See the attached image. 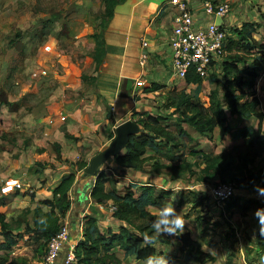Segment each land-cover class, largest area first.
I'll list each match as a JSON object with an SVG mask.
<instances>
[{
  "label": "rangeland",
  "instance_id": "1",
  "mask_svg": "<svg viewBox=\"0 0 264 264\" xmlns=\"http://www.w3.org/2000/svg\"><path fill=\"white\" fill-rule=\"evenodd\" d=\"M122 1L0 0V205L5 208L4 211H0V216L6 217V222L16 229L12 234L14 237L12 247L8 250L0 248V264H40L46 253L48 241L46 237L40 236L41 233L36 234L33 231L34 215L30 206L22 204L25 207H19L22 197L18 196L21 194L16 184L17 181H25L22 178L26 179L25 182L36 179L37 172H43L45 167L53 165L51 162L37 160L38 152L47 149L58 154L65 152L69 156L68 164L73 161V156L82 153L75 145L76 140L63 138L64 126L67 124L63 116L90 99L89 96L95 89V79L99 76V71L95 70L96 59H102L103 62L106 59L109 34L117 29L114 20L115 10ZM261 1L235 0L229 3L231 8L229 16L232 17V23L227 26L229 36L236 32L235 27H241L245 22H254L257 30L255 38L258 43L264 44V0L263 3ZM237 52L250 60L254 59L238 47L229 51L227 56ZM221 62L219 61L209 76L195 87L174 80L170 90H165V93L151 104L154 109L142 111V114L146 112L155 114L158 111L163 123L168 124L178 134L180 129L174 124L176 116H169L172 111L167 109L168 96L172 94L173 97L185 92L207 103L211 91L215 89L222 91L225 75ZM246 90L248 91L247 88ZM255 94L260 99L259 109L264 113V72L257 79ZM233 123L235 127H239L241 121ZM245 125L260 127L264 141V119L260 123L252 121ZM228 140L232 142V139ZM177 141L184 144L182 150L177 152L179 156L184 154L185 158L195 160L197 164L203 160L200 155L190 156L191 149L194 148L190 143L195 144L194 142H189L185 136L178 137ZM237 146L231 145L221 151L232 150ZM163 152L161 149L156 155L153 152L148 154L155 155L159 160L158 163L161 165L159 171L168 180H174L171 179V175H175L177 176L175 180L188 181L189 192L185 193L180 189L181 193L184 192L182 200L187 194L195 201L193 203L191 201L183 210H177L186 222L183 233L190 232L192 238L200 242L202 250L221 244L226 264H232L236 260L235 264H239V258L246 259L248 264H259L260 257L257 256L253 260L251 255L250 259H247L245 251L253 248L251 243L257 222L252 221L257 219L253 213L256 208L262 207L263 202L251 203L246 210L226 209L237 196L241 198L240 203L244 204L251 198L257 200L259 198L257 194L248 189H241L239 182H233L237 188L235 196L230 202L218 206L211 199L210 190L215 184L224 181L215 177L201 182L196 174L178 173L175 169L181 164V160L170 161L162 155ZM255 167L264 169V155L257 159ZM196 183L205 186L193 187ZM193 191L199 193V200L193 197L191 194ZM161 205L163 206V203ZM158 212V209L153 211L157 214ZM170 239L159 242L160 250L161 246H168L172 252L174 245ZM4 244L5 240L0 236V246ZM183 250L187 252L185 246ZM169 253L165 254L169 255L170 264H178L175 263L177 260L181 264H203L192 260L187 253L178 255L174 252ZM213 258L204 264H217L218 260ZM121 264L139 263L133 257H128L121 261Z\"/></svg>",
  "mask_w": 264,
  "mask_h": 264
},
{
  "label": "crops",
  "instance_id": "2",
  "mask_svg": "<svg viewBox=\"0 0 264 264\" xmlns=\"http://www.w3.org/2000/svg\"><path fill=\"white\" fill-rule=\"evenodd\" d=\"M214 1L230 4L235 2V0ZM167 2L168 0H124L117 6L114 15L117 29L109 34L110 38L107 40L108 54L101 65L99 76L95 79V89L90 94L89 100L63 116L64 122L67 121L63 130V138L70 141L76 140L75 145L82 150V153L73 156V161L68 164L67 158L69 156L65 152L61 153L64 155L63 157L50 149L38 152L37 160L51 162L53 165L45 167L43 172H37L34 180L30 179L25 182L26 179L22 178L25 181H17L24 184V188L19 191L21 195H18L22 197L19 207L30 206L34 215V210L37 207H41L46 213L50 212L51 208L43 203L44 200L52 198L64 176L75 175L74 187L69 191L70 208L63 216L56 210V215L60 216V225L67 224L69 226L71 239L76 242H80L84 238L88 217H94L104 233L119 232L123 226L128 227V224L118 220L114 215L115 206L112 200L99 204L93 199L92 191L100 174H104L108 178L107 183H105L107 192L113 189L111 183V180H113L115 188L122 196L126 195L129 187L132 188L136 196L143 193L145 188H152L154 195L158 197L161 204H169L176 211L178 209L183 210L184 207L191 204V202L180 203L183 193L189 192L190 183L188 181L185 182L183 179L168 180L165 176L153 170V161L147 162L142 171H135L120 167L115 159L125 149L129 134L143 132L139 123L142 111L150 110L152 108L151 104L157 100V97L164 94L165 90H170V85L174 80L182 81L186 86H196L187 84L185 80L175 78L172 73V50L169 39L174 25L175 11ZM261 2L263 3V0ZM228 16L217 20V22L224 23L226 27L229 26L232 23V17ZM241 27L235 28L237 30ZM256 32L253 33V38L258 42L255 38ZM237 34L234 31L232 36L237 38ZM144 41L147 42V45L143 44ZM142 61H144V64H142ZM139 80L144 82L143 86L137 85ZM154 84L162 87L153 89L152 85ZM153 115H159V112L157 111ZM227 116L229 125L233 130L246 126V123L250 124L252 121L260 123L255 117L245 119L239 115H231L229 112H227ZM247 120L250 122H247ZM234 121H241L240 126L235 127ZM184 127L192 138L191 141L189 139L188 141L195 143H190V145L197 148H192L191 151L220 152L221 149L231 147V145L237 144L239 146L240 144L243 146L245 144L244 139H234L230 134L223 135L220 127L215 128L212 141L197 134L188 124H184ZM170 128L173 130L172 127ZM228 139H232V142ZM59 143L62 142L59 141ZM148 152H153L156 155V152L152 149ZM84 163H86V166L82 167L81 164ZM25 167L27 168V166ZM29 168L33 169V167ZM15 173L18 172L15 171ZM24 173L27 174L28 171ZM194 185L193 187L205 186L201 183ZM30 188L32 191H30ZM38 188L40 189L38 190ZM180 189L184 192L181 193ZM263 200L264 198L259 200L263 202L260 203L262 206H264ZM22 204L25 206H22ZM161 204L148 206L147 211L157 215L153 211L155 209L159 210V207H162ZM226 209L230 211L237 208ZM4 210V206L0 205V211ZM252 221H257V219ZM258 229L259 225L256 222L253 232L254 239L251 243L253 248L250 251H245L247 259H250L252 255L251 259L255 260L257 256L262 255L259 253V246L257 245ZM158 235L164 239L171 238L174 247L172 252L168 246H161L162 249L160 250L158 245L160 241H157L154 244L157 252H170L169 254L174 252L177 255L186 253L183 250L184 243L177 237L178 235ZM212 247H208V250L203 249V251L215 257L218 260L217 264H226L225 255L221 251V244ZM113 252L121 261L128 257H133L139 264L144 261L137 259L136 255L127 256L119 247L114 248ZM239 259V264H248L246 259ZM236 261H233L232 264H235ZM175 263L181 264L179 260Z\"/></svg>",
  "mask_w": 264,
  "mask_h": 264
},
{
  "label": "trees",
  "instance_id": "3",
  "mask_svg": "<svg viewBox=\"0 0 264 264\" xmlns=\"http://www.w3.org/2000/svg\"><path fill=\"white\" fill-rule=\"evenodd\" d=\"M241 26V29L236 30L237 38L228 34L226 48L228 52H231L235 47H238L240 50H244L246 55L253 56L254 59L250 60L240 52L227 56L221 62L225 75L222 91L219 89L211 91L207 103L185 92H180L173 97L170 94L167 98V109L172 111L169 116H176L174 124L180 129L178 134L168 124L163 123L162 116L150 113L142 114L139 123L143 132L129 135L125 149L115 158L117 165L127 170L142 171L147 162L153 161V170L161 174L159 160L154 155H148V151L152 149L158 153L163 149L164 154L162 155L170 161L181 160V164L175 169L178 173L196 174L201 182L218 177L224 182H239L241 189H248L252 193L256 192L254 185H264V169L255 167L257 159L264 155L261 128L246 125L233 130L227 116V112H229L231 115H239L245 119L255 117L260 122L264 119V113L259 109L260 99L255 94L257 79L264 72V44L256 42L253 38V33L257 31L254 22H245ZM96 60L95 70L99 71L103 60ZM203 80L204 78L192 70L185 79L187 84L194 85H200ZM152 87L160 89L162 86L154 84ZM184 124H188L197 134L209 139L213 138L215 128L220 127L223 135L230 134L234 139H244L245 144L243 147L237 146L232 150H223L218 153L193 150L190 152V156L200 155L203 158L202 162L197 164V162H191L185 158L184 154L179 156L177 153L183 146V143L177 141L178 137L185 136L192 140L190 134L184 129ZM81 165L84 167L86 163ZM176 178L177 176L171 175V179L175 180ZM107 181L108 178L104 174H100L93 188L92 197L99 204L112 200L115 206L114 215L118 220L128 224V227L123 226L119 232L104 233L99 228L97 220L94 217H88L84 238L79 242L76 250L78 264H121V260L113 252L116 247L123 250L127 256L136 255L137 259L144 260L146 256L157 253L154 245L157 241L166 242L158 235L152 245L146 244L144 241L145 234H152L151 222L156 218L155 214L147 211V207L161 204L152 188H145L143 193L136 196L132 188L129 187L126 195L122 196L115 188L113 180H111L113 189L107 192L105 190ZM74 183V174L64 176L52 198L43 202L51 208L50 212H44L41 207L34 210V228L32 229L36 234L41 233L40 236L46 237L47 241L60 228V216L56 215V210L63 216L70 208L69 191L74 187ZM191 194L193 197L195 196V199H200L197 191H193ZM184 198L181 200V204L194 201L189 196ZM240 199L237 196L233 202L227 205V208L246 210L251 203H255L261 198L248 199L244 204L240 203ZM54 216L56 218L53 219ZM0 222V236L5 240V244L0 248L8 250L14 242L12 234L16 229L6 222L2 215ZM28 228L30 229V227ZM179 238L187 248L186 253L192 260L204 264L206 261L214 259L210 253L202 250L200 243L192 238L190 232L180 233ZM257 245L259 253L264 254V236L260 235L259 229Z\"/></svg>",
  "mask_w": 264,
  "mask_h": 264
},
{
  "label": "built area",
  "instance_id": "4",
  "mask_svg": "<svg viewBox=\"0 0 264 264\" xmlns=\"http://www.w3.org/2000/svg\"><path fill=\"white\" fill-rule=\"evenodd\" d=\"M167 4L175 11L169 39L174 77L185 80L191 70L202 78L209 76L216 64L228 54L227 27L217 20L229 15L230 4L214 0H168ZM143 44L147 45V42L144 41ZM137 85L143 86L144 82L139 80ZM16 187L21 190L24 184L18 182ZM236 191L235 183L219 182L210 190V196L215 204L223 206L233 199ZM78 244L79 242L71 239L69 226L61 224L49 239L40 264H78Z\"/></svg>",
  "mask_w": 264,
  "mask_h": 264
},
{
  "label": "clouds",
  "instance_id": "5",
  "mask_svg": "<svg viewBox=\"0 0 264 264\" xmlns=\"http://www.w3.org/2000/svg\"><path fill=\"white\" fill-rule=\"evenodd\" d=\"M254 189L259 198H264V185L256 184ZM253 215L257 218L260 235L264 236V206L256 208ZM184 225L183 217L173 206L165 203L151 222L152 234H145L144 241L146 244L152 245L157 234L179 235L184 231ZM143 264H170V262L167 254L161 251L146 256ZM259 264H264V254L260 256Z\"/></svg>",
  "mask_w": 264,
  "mask_h": 264
},
{
  "label": "water",
  "instance_id": "6",
  "mask_svg": "<svg viewBox=\"0 0 264 264\" xmlns=\"http://www.w3.org/2000/svg\"><path fill=\"white\" fill-rule=\"evenodd\" d=\"M131 134H134V133H131ZM129 135H130V134H129ZM128 137H129V136H128ZM127 141H128V138H127V140H126V143H127ZM126 143H125V144H126Z\"/></svg>",
  "mask_w": 264,
  "mask_h": 264
}]
</instances>
